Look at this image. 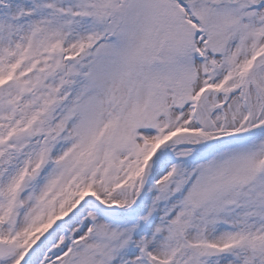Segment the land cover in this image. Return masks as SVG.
I'll use <instances>...</instances> for the list:
<instances>
[{
	"label": "snow or ice",
	"instance_id": "6c2138e0",
	"mask_svg": "<svg viewBox=\"0 0 264 264\" xmlns=\"http://www.w3.org/2000/svg\"><path fill=\"white\" fill-rule=\"evenodd\" d=\"M0 264H264V0H0Z\"/></svg>",
	"mask_w": 264,
	"mask_h": 264
}]
</instances>
